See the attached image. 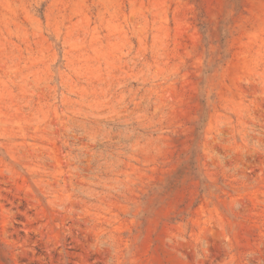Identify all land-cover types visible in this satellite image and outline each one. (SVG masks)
<instances>
[{"label": "rangeland", "instance_id": "obj_1", "mask_svg": "<svg viewBox=\"0 0 264 264\" xmlns=\"http://www.w3.org/2000/svg\"><path fill=\"white\" fill-rule=\"evenodd\" d=\"M0 264H264V0H0Z\"/></svg>", "mask_w": 264, "mask_h": 264}]
</instances>
